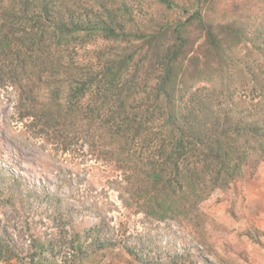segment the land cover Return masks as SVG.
Returning <instances> with one entry per match:
<instances>
[{"label":"trees","instance_id":"16d2710c","mask_svg":"<svg viewBox=\"0 0 264 264\" xmlns=\"http://www.w3.org/2000/svg\"><path fill=\"white\" fill-rule=\"evenodd\" d=\"M88 1L0 0V88L19 90L22 120L31 119L37 136L63 151L86 141L128 169L119 184L124 207L158 221H191L213 192L264 162V81L257 72L264 74V0H229L235 9L223 12L222 22L207 20L215 0H198L185 22L150 33L135 29L139 12L124 0L119 7L116 0ZM193 25L205 40L188 60ZM103 40L125 47L78 59L82 46ZM3 191L0 209L14 206ZM59 212L51 219L60 221V233L33 236L27 254L0 224V264H57L64 247L72 257L65 264H79L119 245L100 214L88 230L69 231V213ZM133 247L123 246L147 264ZM173 257L177 263L192 255Z\"/></svg>","mask_w":264,"mask_h":264},{"label":"rangeland","instance_id":"374dc122","mask_svg":"<svg viewBox=\"0 0 264 264\" xmlns=\"http://www.w3.org/2000/svg\"><path fill=\"white\" fill-rule=\"evenodd\" d=\"M81 1L90 5L88 0ZM116 1L115 7L125 1L138 10L135 29L150 33L157 32L160 25L185 22L198 0H170L173 9L160 0ZM67 4L75 9L72 1ZM234 4L215 0L207 8V20L222 22L223 12L231 15ZM188 33L189 60L194 54H201L205 37L196 25L189 27ZM124 47L125 44L111 40L89 42L78 51V59H90L103 51L119 52ZM242 53L248 51L242 49ZM257 72L264 81V74L260 69ZM249 86L247 95H251L253 84ZM45 96L46 92L40 93L41 99ZM21 97L14 87L0 88V191L4 190L3 200L8 198L14 205H1L0 224L26 254L33 236L45 239L60 233L56 226L60 221L51 218L62 210L69 213V231L88 230L95 226L100 214L119 244L94 250L89 258L76 259L79 264H141L125 251V243L134 244L140 260L148 258L147 264H264V162H252L229 188L213 192L201 203L193 220L150 219L137 206L124 207L120 199L119 184L128 169L105 158L101 149L91 148L86 141L75 142L69 151H63L46 137L37 136L31 131V119L22 120L23 110L18 105ZM63 249L57 254V264L72 260L68 247ZM187 252L192 258L184 257L175 263L173 256ZM6 264H27V259Z\"/></svg>","mask_w":264,"mask_h":264}]
</instances>
